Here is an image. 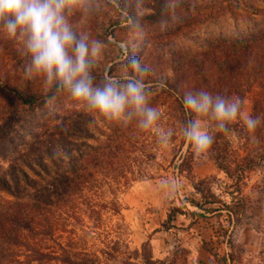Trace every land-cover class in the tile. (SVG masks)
Wrapping results in <instances>:
<instances>
[{
	"label": "rangeland",
	"instance_id": "1",
	"mask_svg": "<svg viewBox=\"0 0 264 264\" xmlns=\"http://www.w3.org/2000/svg\"><path fill=\"white\" fill-rule=\"evenodd\" d=\"M183 2H155L154 10V0H70L65 9L77 37L99 45L89 70L94 85L142 81L147 107L157 111L149 128L142 127L143 117L131 107L119 119L105 117L58 88L56 80L32 71L26 33L18 30L9 37L0 21V200L10 196L3 186L5 173L10 180L11 174L18 176L22 187L21 169L38 179L22 160L27 156L53 175L77 163L80 154L89 156L95 148L102 154L111 145L118 163L98 165L90 188L74 195L63 213L53 206L54 218L64 227L59 240L87 248L105 264H147L148 259L150 264H264V86L244 95L240 117L224 133L228 155L252 159L238 182L217 166L211 148L199 154L188 148L181 109L164 83L181 55L190 57L207 44L205 32L233 31L236 24L229 12L220 14L218 24L210 5L198 10ZM260 4L231 0L243 15L240 27L244 14L264 15L263 9L254 10ZM133 56L149 69L146 75L132 72L128 60ZM7 84L45 97L24 104L4 90ZM248 116L259 118L254 132L244 125ZM200 119L212 136L218 122L210 115ZM203 195L239 209V218L219 202L206 204L217 208L213 212L189 202L185 213L177 211L186 197L201 200Z\"/></svg>",
	"mask_w": 264,
	"mask_h": 264
},
{
	"label": "trees",
	"instance_id": "2",
	"mask_svg": "<svg viewBox=\"0 0 264 264\" xmlns=\"http://www.w3.org/2000/svg\"><path fill=\"white\" fill-rule=\"evenodd\" d=\"M182 1V4L198 10L210 5L211 15L218 24L220 14L229 12L236 24L233 31L205 32L210 37L207 44L190 52V57L181 55L180 60L171 66L172 74L168 75L164 83L168 92L175 96L185 126H188L195 116L184 107L183 97L186 94L207 91L214 97L229 99L236 95L241 100L256 85L264 86V15L255 17L244 14V27H240L239 17L243 15L231 5V0ZM155 2L160 5L168 0H154V10L157 6ZM261 4L254 10H264V0H261ZM128 14L132 12L128 10ZM132 17L135 16L132 14ZM211 78L215 80L213 84ZM56 86L63 88L58 81ZM4 90L24 104H34L45 97L44 93L29 87L21 90L7 84ZM259 101L260 98L256 100L254 108H257ZM232 124L233 121L226 122L223 130L218 128L213 131L210 148L217 166L239 182L251 168L252 159L249 156L234 159L228 155V139L224 133ZM190 146L188 142V148ZM115 151L114 146L108 145L102 154L97 148L89 156L82 153L77 163H70L63 171L53 175L47 173L46 168L39 169L27 156L22 160L38 179L31 178L29 173L21 169L26 187H22L18 176L11 174L10 180L5 173L3 186L10 196L0 200V264H105L99 255L87 248L82 249L77 243L58 239L64 227L60 220L54 218L53 206L59 205L60 213H63L61 208L67 206L74 195L85 194L98 165L113 166L118 163ZM13 166L11 164L10 168ZM194 185L197 186L196 183ZM232 196L235 197L233 193ZM187 202L210 212L217 208L205 207L206 204L219 202L228 209V214L239 218L241 213L223 199L209 201L206 195L201 200L186 197L183 205L177 208L179 213L186 212ZM192 214L200 215L196 211ZM145 246L142 249L145 250ZM108 254L113 255L112 252ZM133 254L137 256L138 251H133ZM150 263H153L152 259H148L147 264Z\"/></svg>",
	"mask_w": 264,
	"mask_h": 264
},
{
	"label": "clouds",
	"instance_id": "3",
	"mask_svg": "<svg viewBox=\"0 0 264 264\" xmlns=\"http://www.w3.org/2000/svg\"><path fill=\"white\" fill-rule=\"evenodd\" d=\"M70 0H0V21L9 37L20 30L26 33L25 46L31 55V70L43 73L49 81L56 80L74 100L84 101L105 117L121 118L128 107L133 108L143 119L141 125L149 128L157 119V111L147 107L144 84L139 79L126 83L107 81L96 86L90 75L92 61L99 54V45L77 37L65 16ZM132 72L140 76L149 69L133 56L128 60ZM184 107L192 112L193 119L184 135L199 154L207 152L212 137L204 127L201 117L210 115L223 130L226 122L241 115L239 98L213 96L207 91L188 93L183 97ZM244 125L254 132L259 118L248 116Z\"/></svg>",
	"mask_w": 264,
	"mask_h": 264
}]
</instances>
